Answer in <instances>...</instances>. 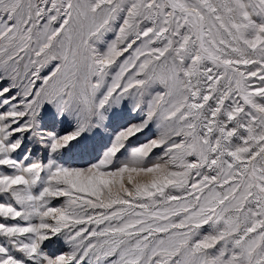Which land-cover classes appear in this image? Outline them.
Segmentation results:
<instances>
[{
  "label": "snow or ice",
  "instance_id": "obj_1",
  "mask_svg": "<svg viewBox=\"0 0 264 264\" xmlns=\"http://www.w3.org/2000/svg\"><path fill=\"white\" fill-rule=\"evenodd\" d=\"M0 264H264V0H0Z\"/></svg>",
  "mask_w": 264,
  "mask_h": 264
},
{
  "label": "rangeland",
  "instance_id": "obj_2",
  "mask_svg": "<svg viewBox=\"0 0 264 264\" xmlns=\"http://www.w3.org/2000/svg\"><path fill=\"white\" fill-rule=\"evenodd\" d=\"M53 246H55V242H53Z\"/></svg>",
  "mask_w": 264,
  "mask_h": 264
}]
</instances>
